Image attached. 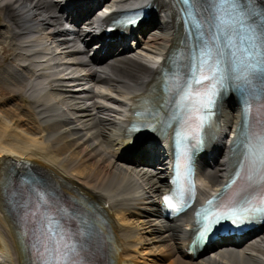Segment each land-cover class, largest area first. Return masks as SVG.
<instances>
[{
    "label": "bare ground",
    "instance_id": "bare-ground-1",
    "mask_svg": "<svg viewBox=\"0 0 264 264\" xmlns=\"http://www.w3.org/2000/svg\"><path fill=\"white\" fill-rule=\"evenodd\" d=\"M53 1L0 0V11L3 12L5 16L3 19L6 22L4 28L9 35L7 40L10 44H15L20 60L24 62L22 67L26 68L29 65L35 67L31 74L37 82L36 85L28 86L26 91H23L15 81L16 71L0 70L2 81L9 80L15 84L12 87V94H14L12 96H15L13 99L25 110L28 124L32 122L28 125L29 130L35 132L34 137H31V133L28 134V128H20L19 122H14L12 118L5 121L4 116L0 114V162L9 160L32 162L47 168L60 180L78 185L85 195H94L95 198L102 200L107 220L110 218L108 225L113 237L112 247L110 246L113 250L111 259L116 264H140L139 259L143 254L140 250L146 245H153L151 248L161 255V258H155L166 264H219L220 260L217 261L210 256L204 259L198 258L194 262L182 259L180 245L184 239L178 236L183 232L181 226L178 224L164 225L154 218V214L157 213L156 204L146 195L145 186H148L149 192H153L155 186L159 188L158 192L163 188L161 173L151 172L149 167L136 165V162H134L135 167H140V169L124 167L120 164L123 162L117 160L120 158L122 147L118 134L123 128V124L120 123L124 114L128 112L129 105L134 103V95L145 89L151 81L152 75L159 67V58L165 57L174 46L176 34L171 12L176 0H132L138 6H155L158 10V21L151 29L145 31V36L134 56L120 57L105 66L98 67L100 71H94L92 76L95 80L110 75L113 80L118 79L128 84L112 89L106 84H101L99 86L101 91L97 95L90 89L88 92L89 101H92L90 106L79 97L87 93L86 89H76L83 90L77 94L68 90L69 86L60 83V76L58 79L44 76V71L53 69L54 64L52 50L49 47L50 41H57L59 46H64L65 51L70 49L71 54L80 56L83 52L79 47L72 45L77 42V39L67 42L68 37L74 34L69 33L64 22L61 21L62 15L57 14L59 13L58 5L65 0H57L56 3ZM129 1L106 0L103 10L104 8L108 10L128 8L131 4ZM88 10L89 7L83 14H86ZM95 22V20L89 23L83 22L82 26L85 25L88 28L82 30L80 34H85L89 26ZM62 53L66 55L63 50L59 51L58 55L61 56ZM81 60L84 65L89 66L86 57ZM113 64L120 65V68L115 69ZM88 78L89 76L80 77L76 79V82L81 85L82 81ZM139 83L143 84L141 88V85L137 87ZM106 91H109L107 97L103 95ZM28 94H30V100L25 97ZM60 96L67 98L71 104H67ZM3 102L5 103L0 98V107ZM104 102H107L105 106L102 104ZM58 103L66 104L70 111L75 106L76 111L72 112L76 113L77 117L74 120L68 119ZM107 106L112 110L106 108ZM93 110H108L113 113V116L101 118L93 114ZM1 113L4 112L1 111ZM238 117L233 110H224L225 126L222 125L218 133L219 141L223 139L225 141L227 134L232 135ZM75 122L83 125L85 133L76 127ZM227 127L229 130L226 129ZM170 136L171 131L168 132L166 139L168 140ZM163 145L165 147L164 143ZM144 159L151 163L154 156L150 154L137 158V160ZM222 168L223 166L217 163L205 169L204 176H200L204 177L202 179L205 181L200 186L201 194L220 183L219 174ZM139 182H142L141 186ZM76 189L80 192L77 187ZM131 217H135V220L130 221ZM173 226L177 227L172 229ZM10 239H12L10 226L1 211L0 204V256L6 257L5 264H15V258L21 257L18 249L12 250ZM220 241L228 242L224 238H220ZM249 245L252 251L250 254L244 255L240 250L230 252L225 248L218 252L220 256L216 257L220 259V257L228 256L234 259V264H264L261 260L264 252V238Z\"/></svg>",
    "mask_w": 264,
    "mask_h": 264
},
{
    "label": "snow or ice",
    "instance_id": "snow-or-ice-1",
    "mask_svg": "<svg viewBox=\"0 0 264 264\" xmlns=\"http://www.w3.org/2000/svg\"><path fill=\"white\" fill-rule=\"evenodd\" d=\"M184 3L190 4V0H184ZM226 11L230 13V19L225 18ZM249 16L250 13L240 11L237 0H218L214 25L218 34L213 35V42L219 45L220 39L223 38L227 51L206 46L199 57L198 70L193 73V79L183 89L181 96V110L186 109L189 118L195 116L198 120L197 130L205 122L206 117L202 113L213 105L218 87H224L229 79L247 84L250 83L248 77L251 74L264 72V41L261 40L257 29L247 23ZM205 81L209 83L202 90L193 88V84L204 85ZM261 159L264 161V149ZM164 202L169 207L174 206L167 196L164 197ZM256 210L258 209L252 207L250 202L248 207L241 209L244 213ZM233 216V222H237L239 217L235 212ZM204 219L207 222L203 224L201 235L219 219V215L213 213L211 216L206 215ZM64 249L62 251L61 247H56V257L53 260H42V264H66L67 245Z\"/></svg>",
    "mask_w": 264,
    "mask_h": 264
},
{
    "label": "rangeland",
    "instance_id": "rangeland-1",
    "mask_svg": "<svg viewBox=\"0 0 264 264\" xmlns=\"http://www.w3.org/2000/svg\"><path fill=\"white\" fill-rule=\"evenodd\" d=\"M5 16H4V14H3V12H1L0 11V27L1 26H3L4 24H5ZM4 21V22H3ZM1 29H5V28H1ZM6 34V33H5ZM5 34H4V36H5ZM9 47V43L4 39V38H0V68L3 66V65H6V64H11V67L12 68H14V69H16V70H18L19 72H22L23 70L21 69L22 67H21V65H20V63L22 62L20 59L21 58H17L18 56H14V49H9L8 48ZM53 47V46H52ZM55 56H54V55ZM3 56H5V57H3ZM52 56H53V58H52V60H53V62H56V60H57V62H58V60H60L61 59V57L59 58V59H57V58H55L56 57V52L54 51V49H52ZM3 57V58H2ZM19 59V60H18ZM21 69V70H20ZM49 73L47 74V77H49V76H52V75H50V72L51 71H48ZM23 77H24V80H22L21 82H23L22 84H20L19 85V87L21 88V89H23V91H26V87H28V86H30V87H32L31 85H33V83L34 82H32L33 80L32 79H34V77L31 75V74H29V73H27V72H24L23 73ZM26 78V79H25ZM50 78V77H49ZM24 85V86H23ZM25 87V88H24ZM0 98H1V100L3 101H7V99L12 95V91H13V88L12 87H10V86H8V85H5V84H0ZM21 93V92H20ZM37 94V93H36ZM39 96V95H38ZM14 97V96H13ZM39 98H41V96H39ZM39 98H36L35 97V99H38L39 100ZM55 100V99H54ZM55 102V101H54ZM59 105H60V103H58ZM1 107H0V109H2V110H0V114L2 115V116H4V120L5 121H7V120H9V119H11L12 118V120H14V122H19V127L20 128H23V129H26V128H28V134H30V136L31 137H34L33 136V133H35V132H31V130H29V124H31L30 122H29V124H28V118L25 116V115H21V114H18V112H16V110H15V108L11 105V104H6V103H1ZM8 109V110H7ZM1 111H3L4 113V115L1 113ZM12 111V112H11ZM15 111V112H14ZM6 113V114H5ZM66 114H68V116L69 117H72V119H74V116L73 115H70L69 113H67L66 112ZM108 115H110V114H102L100 117L101 118H106V116H108ZM6 117V118H5ZM8 118V119H7ZM15 118V119H14ZM17 118V119H16ZM20 123H22V125L20 124ZM76 124H79V123H76ZM26 127V128H25ZM31 127H32V125H31ZM27 132V131H26ZM138 179V178H137ZM139 180V179H138ZM142 183V182H141ZM153 245H146V246H144L141 250H140V252L141 253H143L142 254V257H140V259H139V262H140V264H166L165 262H159V263H152L153 261H154V259H155V257L154 256H158L159 258H161V255L158 253V252H156L155 253V250H154V248H151ZM146 253H149V254H146ZM216 253H211V254H209V256H210V258H213V259H216L217 261L218 260H220L219 262V264H226L227 262L229 263V264H234V259L233 258H230V257H228V256H226V257H220V259L219 258H217L216 256L217 255H215ZM263 254H264V252H263ZM262 254V256L261 257H263L264 258V255ZM225 260H224V259ZM145 259V262H143V260ZM229 259H231V260H229ZM230 261V262H229Z\"/></svg>",
    "mask_w": 264,
    "mask_h": 264
}]
</instances>
